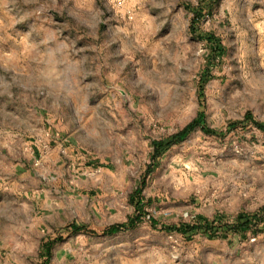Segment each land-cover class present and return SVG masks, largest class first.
Returning a JSON list of instances; mask_svg holds the SVG:
<instances>
[{"label":"rangeland","instance_id":"374dc122","mask_svg":"<svg viewBox=\"0 0 264 264\" xmlns=\"http://www.w3.org/2000/svg\"><path fill=\"white\" fill-rule=\"evenodd\" d=\"M206 3L0 0V264L39 260L33 225L22 213L32 210L21 203L18 184L28 182L18 173L27 167L19 159L30 139L61 149L71 144V153L80 151L91 168H107L121 179L116 193L102 194V215L95 216L102 225L64 231L51 264H264V232L208 238L165 231L161 225L191 221L193 209L184 203L189 207L175 213L169 200L153 195L147 209L157 225L147 216L114 234L98 230L126 220L128 195L149 166L145 197L155 192L153 176L161 191L188 195L192 187L203 201L219 191L229 221L237 214L234 199L246 212L264 205V131L244 120L249 112L264 126V0H218L211 12ZM195 11L201 15L192 23ZM209 36L219 62H209L215 50ZM201 104L216 132L196 128L153 158V142H165ZM67 167L33 164L28 183L33 193L49 196L50 207L88 213L82 200L64 204L67 188L77 187L74 179L65 186L47 179L48 172ZM93 177L85 179L89 188L74 192L99 194ZM109 196L113 206L103 207Z\"/></svg>","mask_w":264,"mask_h":264},{"label":"crops","instance_id":"0c3cea01","mask_svg":"<svg viewBox=\"0 0 264 264\" xmlns=\"http://www.w3.org/2000/svg\"><path fill=\"white\" fill-rule=\"evenodd\" d=\"M39 141L45 143L43 139L34 141L33 139H30L24 140L23 142L22 149L24 150V153L19 159L21 160L20 167L25 165L26 163L27 167L26 169H23L18 173V176L22 175L24 177L23 181L27 180L28 182L33 183V164L38 168L41 167L44 163L48 162L51 165L55 164L60 166H63V163H67V169L61 170L60 173L55 174L48 172L47 179L53 182H60L64 185L66 184L67 180L71 178L75 180L77 187L86 189V187H88L86 182H89L88 180H85L86 177L92 179V176L95 175L92 182L94 185H96V188H100V193H90V191L88 190L87 192L85 191L86 193H83L82 196H78L79 194H76L74 192L76 191L77 187L69 186V188H67V190H69V193L67 191V193L63 194V197L65 199L64 204L67 203L69 206H77L79 200H82L84 202V205H88L90 212L85 213L83 211H77V208L75 210H60L50 207L52 206L50 204L51 199L47 194H40L39 192L33 193V186H30L28 182H18V184L22 186L21 193H19L21 194V203H24V205L27 204L32 210L31 215L26 211V209H22V213H27V215H29L27 219L28 224L33 225V244L36 246V249H39V244L43 237L54 234V231L56 229L63 227L70 222H74L77 225H89L90 227L102 225L100 222L95 221V216L97 214L102 215V204L104 203V201H102V194L106 189H108L110 192L112 191L116 193L118 190L117 184L121 183V179L118 178L116 174H112L111 170H108L107 168H91L90 164L87 162L88 160L86 159V157H84V155H81L80 151L72 154L71 144H67L61 149V146H59L57 142L52 141L53 143L51 144V146H46L45 144H40ZM43 147L46 150L45 155L42 152ZM75 167H77V169H82V171L78 172ZM89 169H92L94 173H88L87 171ZM79 176H81V178H84L85 176L86 177L82 180ZM108 181H112L114 183L113 187L109 186V188H107L106 183ZM157 183L158 179L152 176L149 181V188H151V190L153 189L155 192H149L146 194V196L150 197L153 195L157 197V201H163L164 199L169 200L170 204L172 205L171 208L175 213H180V211H183L185 207H189L183 205L184 203H186L187 205L190 204L189 208L193 209L192 215H203L208 218H212L217 213L228 214L226 212L230 210V207H226L227 204L223 205L224 203H222L221 199L217 197L216 194L220 193L217 190H214L213 196H211L210 198H206V200L203 201V197L201 195H198V193L192 191V187L188 192V195H183L180 189H176L174 193L171 191L169 193L166 191L164 192V190L161 191V188H156ZM56 198L62 199V197L60 196H57ZM112 198V196H109L110 202L108 204H104L103 207H112ZM61 199L58 200L59 203H63ZM234 200L231 201V204H233L234 206L233 212L238 213L242 210L240 208L236 209V201ZM97 204L98 207L96 206ZM129 205L130 207H128L126 204L125 208L128 207L129 210L127 211V214L123 220L127 218V215L133 212V206L130 203ZM40 232H44V235H41Z\"/></svg>","mask_w":264,"mask_h":264},{"label":"trees","instance_id":"16d2710c","mask_svg":"<svg viewBox=\"0 0 264 264\" xmlns=\"http://www.w3.org/2000/svg\"><path fill=\"white\" fill-rule=\"evenodd\" d=\"M217 2L218 0H207L205 6V9H207L206 11L211 12ZM200 15V12L195 11L191 22L195 23ZM190 32L192 35H195L196 29L193 27V24H190ZM198 36L202 37L201 34ZM213 39V36L207 37L208 42H211L212 46L215 48V50H213L209 56V62L211 63L219 62L221 59L220 52L216 50V44L213 45ZM244 120L252 122L257 128L264 131V126L256 121L251 113H246ZM196 128H200L204 133L207 134L216 132L205 123V113L202 104L200 105V109L198 110L197 114L182 128L173 133L165 142L163 139L153 142V152L151 156L153 158L156 157V155L165 145L169 146L171 144L181 142ZM150 171L151 169L149 166L140 178L138 186L128 195V201L133 206V212L127 215L125 221L113 223L101 229L98 228L99 232L109 235L121 230L130 229L142 222L147 216L152 225H157L156 220L151 217L147 209V207L153 203L154 198L145 197L143 194V187L146 185V176L150 173ZM192 218L193 219L188 222L183 221L174 225L164 224L161 225V228L165 231L174 230L187 236L201 232L208 238L225 237L230 232L238 233L241 236H246L248 233L257 234L264 232V205L254 212L239 211L232 221L226 219V216L222 213H217L212 218H208L203 215H192ZM86 228V225H77L74 222H70L67 225L55 230L54 234L43 237L39 244V260L37 264H51L49 260L52 248L57 242L62 240V234L64 231L74 233L85 231ZM91 231L96 232L93 230Z\"/></svg>","mask_w":264,"mask_h":264}]
</instances>
